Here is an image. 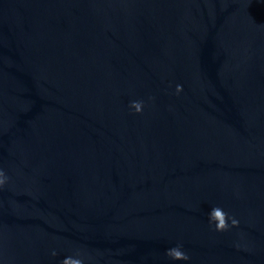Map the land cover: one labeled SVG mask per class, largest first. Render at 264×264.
Masks as SVG:
<instances>
[{
    "label": "water",
    "instance_id": "obj_1",
    "mask_svg": "<svg viewBox=\"0 0 264 264\" xmlns=\"http://www.w3.org/2000/svg\"><path fill=\"white\" fill-rule=\"evenodd\" d=\"M0 171V264H264V0H0Z\"/></svg>",
    "mask_w": 264,
    "mask_h": 264
},
{
    "label": "clouds",
    "instance_id": "obj_2",
    "mask_svg": "<svg viewBox=\"0 0 264 264\" xmlns=\"http://www.w3.org/2000/svg\"><path fill=\"white\" fill-rule=\"evenodd\" d=\"M183 90L182 85L176 86V92L180 93ZM130 107L135 110L136 113H140L143 108L142 101H133L130 104ZM7 182V177L5 176L3 171H0V187H2ZM231 221L229 224L228 221ZM209 223L215 225V231L217 232H225L228 231L230 227H238L239 221L234 218L228 216L226 212H224L220 207H214L209 213ZM182 245H176L173 248L166 250V255L174 261H187L189 260V256L182 250ZM53 256H56L57 253L55 251L52 252ZM78 258L68 257L62 261V264H84V261L80 257V253H77Z\"/></svg>",
    "mask_w": 264,
    "mask_h": 264
}]
</instances>
